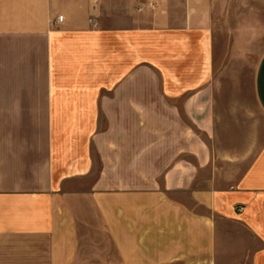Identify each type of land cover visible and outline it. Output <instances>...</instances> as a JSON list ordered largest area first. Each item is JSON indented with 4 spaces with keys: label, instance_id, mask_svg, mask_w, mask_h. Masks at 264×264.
Here are the masks:
<instances>
[{
    "label": "crops",
    "instance_id": "obj_1",
    "mask_svg": "<svg viewBox=\"0 0 264 264\" xmlns=\"http://www.w3.org/2000/svg\"><path fill=\"white\" fill-rule=\"evenodd\" d=\"M0 264H264V0H0Z\"/></svg>",
    "mask_w": 264,
    "mask_h": 264
},
{
    "label": "built area",
    "instance_id": "obj_2",
    "mask_svg": "<svg viewBox=\"0 0 264 264\" xmlns=\"http://www.w3.org/2000/svg\"><path fill=\"white\" fill-rule=\"evenodd\" d=\"M63 18L61 16H57L55 19V23L59 24L62 23ZM244 211V207L243 206H238L234 208V212L236 215H241Z\"/></svg>",
    "mask_w": 264,
    "mask_h": 264
}]
</instances>
